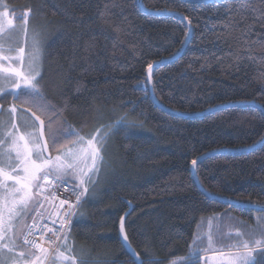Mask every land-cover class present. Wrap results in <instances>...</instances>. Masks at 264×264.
I'll use <instances>...</instances> for the list:
<instances>
[{
	"label": "trees",
	"instance_id": "1",
	"mask_svg": "<svg viewBox=\"0 0 264 264\" xmlns=\"http://www.w3.org/2000/svg\"><path fill=\"white\" fill-rule=\"evenodd\" d=\"M2 1L17 24L27 14L44 30L40 88L66 125L86 137L124 115L143 125L130 138L114 130L108 139L94 194L85 198L68 234L76 258L134 264L121 240L124 218L138 261L201 264L206 254L193 256L190 250L202 218L232 213L254 224L255 215H264L262 208L223 201L264 206V145L243 152L264 139V113L256 107L264 111V43L257 41L262 29L256 13L244 10L254 25L249 39L235 27L225 29L221 21L228 19L229 5L223 0H141L145 11L158 15L143 11L139 0ZM249 2L264 10L262 0ZM184 20L192 30L188 46L177 60L152 72L154 96L169 113L154 104L147 71L181 51L188 34ZM229 31L228 40L218 38ZM25 99L7 94L0 104L4 113L12 105L35 112L45 121L52 156L63 151L52 148L47 114ZM239 103L256 106L191 117ZM53 128L62 131L60 124ZM61 143L73 146L72 140ZM210 153L217 154L196 168L201 190L192 161ZM261 251L253 252L257 262Z\"/></svg>",
	"mask_w": 264,
	"mask_h": 264
},
{
	"label": "snow or ice",
	"instance_id": "2",
	"mask_svg": "<svg viewBox=\"0 0 264 264\" xmlns=\"http://www.w3.org/2000/svg\"><path fill=\"white\" fill-rule=\"evenodd\" d=\"M223 2L229 5L226 9L229 13L228 19L221 21L225 29L230 30L235 27L240 31L241 38L250 39L254 25L249 23V17L244 15V10L250 9L257 14L262 29V32L257 35V41L264 43V10L252 7L249 0H223ZM233 3L236 4L235 8L231 7ZM4 15L5 13H0V19ZM20 19L22 21L20 31L23 36H26L27 14ZM8 23L10 25L11 21ZM241 24L243 28H240ZM3 31V25L0 23V32ZM38 37V33L32 36L26 72L11 67L12 59L21 65L24 63L23 40L16 48L7 49L9 53L15 52V57L5 55V49L3 45H0V61H9L10 65L8 68L0 65V71L8 73L5 79L12 81V90L0 86V92H7L17 100L23 96L26 98L23 102L32 103L47 114V132L52 148L57 151L63 148V151H59L56 156L48 153V141L44 138L45 121L40 116L31 112V117L34 118L32 122L30 124L27 121L24 122V126L30 130L21 131L20 126L15 122L17 108L15 105L9 107L7 112L12 117L11 123L6 127L0 123V127H3V135L0 136V264H37L38 261L47 259L49 250L41 247L35 239L37 230L41 233V237L46 235V232L53 233L47 238V243L54 246V264H77L68 234L72 229V220L77 217L78 209L82 207L85 198L94 194L99 174L106 164L102 153L107 141L114 130L115 132L124 130L130 138L136 134L133 129L141 128L143 125L124 115L111 124L102 125V130L97 129L94 133H89L87 137L81 135L80 131L73 126L66 125L60 112L54 105L48 103L41 92L42 77L35 63L41 50ZM230 37L229 31L227 36L218 38L228 40ZM244 46L250 48L251 44L245 41ZM239 58V48H237L236 59ZM151 67L152 65L148 66L149 78ZM2 111L3 106L0 105V112ZM54 123L60 124L62 131L53 128ZM68 140L73 141V147H65L61 143ZM192 164L195 165L196 160H193ZM90 189H92L91 193ZM61 191L66 193L63 198L57 195ZM253 207L264 209L261 205H253ZM53 214L59 218L58 221L53 220V223L58 222L60 225L55 231L42 223L43 219H51ZM258 219L264 221V217ZM120 228L122 239L127 243L128 237L124 233L123 218L120 221ZM235 235L239 243L232 246L236 247L237 251L235 254H229V264H264V251L257 253L262 257L259 262L253 256L256 248L264 249V240H254L250 248L249 242L242 239L244 233L237 231ZM207 242L209 246L213 243L211 235L207 237ZM18 247L22 250L9 259L7 254L14 253ZM61 247L65 251H60ZM33 250H38L40 255L38 256ZM198 251V248L194 249L193 256H196ZM132 255L138 257L139 254L133 251ZM134 264H144V262L134 261Z\"/></svg>",
	"mask_w": 264,
	"mask_h": 264
},
{
	"label": "rangeland",
	"instance_id": "3",
	"mask_svg": "<svg viewBox=\"0 0 264 264\" xmlns=\"http://www.w3.org/2000/svg\"><path fill=\"white\" fill-rule=\"evenodd\" d=\"M0 13H5L2 19H0V23L3 25V32H0V45H3L5 49V55H11L15 57L16 53H9L7 49L9 47L16 48L21 41L23 40V46L25 48V57L23 65L17 63L15 59L11 61V67L16 68L19 71L27 70L28 65V57L30 55V50L32 47V36L34 33L39 34V40L41 42V50L39 55L36 57V67L38 70H41V59L42 52L45 45V33L43 29H40V24H37L34 20H29L28 18V32L26 36H23L21 33V25L15 22V19L12 18L8 8L5 6L2 0H0ZM9 21L11 24L9 25ZM0 65H3L4 68H8L9 61H0ZM8 73L0 71V86L12 90V81L5 79L8 76ZM7 92H0V98L4 95H7ZM9 109V108H8ZM0 117V123H2L5 127L11 123L12 117L8 115L7 110ZM27 121L29 124L32 120L26 114L22 112H18L16 114L15 122L20 126L21 131H28L29 128L24 126V122ZM3 135V127H0V136ZM73 147V146H71ZM51 154V152H50ZM59 154V153H58ZM56 154V155H58ZM52 155V154H51ZM54 155V156H56ZM11 183V182H9ZM264 217V215H255V219ZM31 221H29L30 223ZM262 230H264V221L256 220L254 224L246 223L238 219L232 213L226 214H218L213 216H208L202 218L199 222L197 231L195 233V237L193 240V244L190 250V253L193 255V250L198 248L199 251L197 254H206L202 256L201 264H229L230 261V253L235 254L237 251L236 247H232L233 245H237L239 243V239L236 237L235 233L237 231L244 233L242 239L249 242V247L252 248V242L254 240H264V234H262ZM211 235L213 243L209 246L207 242V237ZM203 238V239H201ZM194 241L196 243H194ZM69 243L71 244V240L69 238ZM72 245V244H71ZM259 248H256L257 250ZM21 248H16L14 253L7 254L9 259H11L15 253L21 251ZM60 251H65L63 247L59 249ZM254 252V251H253ZM39 256V255H38ZM54 257V256H53ZM50 259L48 264H54V260ZM77 264H88V261L83 258H76ZM47 259L38 261L37 264H45Z\"/></svg>",
	"mask_w": 264,
	"mask_h": 264
},
{
	"label": "water",
	"instance_id": "4",
	"mask_svg": "<svg viewBox=\"0 0 264 264\" xmlns=\"http://www.w3.org/2000/svg\"><path fill=\"white\" fill-rule=\"evenodd\" d=\"M190 1H191V2H200V3H206V4H208V3L214 2V1H216V0H190ZM139 6H140V8H141L143 11H145V10L143 9L142 5H141V0H139ZM145 12H147V11H145ZM147 13L158 15V13H152V12H147ZM179 17H180V16H179ZM180 18H182V20H183V17H180ZM184 22H185V24L187 25L188 34H187V39H186V41H185V43H184V45H183L181 51H180L176 56H174L173 58H170V59H167V60H164V61H161V62H158V63L154 64V65L151 67V70H150V73H151L150 78H149V69H148V71H147V80H148V84H149V91H150V95H151V98H152L154 104H155L160 110H163V111H166V112H169V113H173V112H171V111L167 110L166 108H164L163 106H161V105L158 103V101L156 100L155 96H154V93H153V84H152V72H153V70H154L155 68H157V67H161V66H163V65H167V64H169V63H171V62L177 60V59L181 56V54L183 53V51L186 49V47L188 46V43H189L190 38H191L192 30L189 31V29H191V27L189 26V24L187 23L186 20H184ZM0 105H2V104H0ZM2 106H3V105H2ZM236 106H256V105H254V104H252V103L231 104V105H228V106L216 107V108L211 109V110H208V111H206V112L198 113V114L192 115L191 117L199 118V117H203V116H205V115H207V114L214 113V112H216V111H218V110H221V109H226V108L236 107ZM256 107L264 113V111H263V109H262L261 107H259V106H256ZM17 110L20 111V112H22V113H24V114H26L27 116H29V118H30L31 120L34 119V118L31 117V111H28L27 109L20 108V107H17ZM3 112H4V106H3V111L0 112V117L3 115ZM44 138H45V140H46V137H44ZM262 145H264V139H263L259 144H257V145H255V146H252V147H250V148H247V149L243 150V152H248V151L255 150V149L259 148V147L262 146ZM48 153L50 154L49 145H48ZM218 153H220V152H218ZM215 154H217V153L206 154V155L202 156L199 160H197L195 165H192V166H191V172H192V175H193V177H194V179H195V181H196L198 187H199L201 190H202V188H201V186H200V184H199V181H198V179H197V175H196V168H197L198 164H199L201 161H203V160H205L206 158H208V157H210V156H213V155H215ZM204 194H205L208 198H210V199H218L217 197H214V196H212V195H210V194H208V193H206V192H204ZM220 200H221V199H220ZM222 200H223V199H222ZM223 201L229 203L230 205L237 206V207H241V208H243V209H247V210H258V209H259V208H257V207H253V206H250V205H245V204H241V203H237V202H231V201H227V200H223ZM123 223H124V218H123ZM124 233H125V230H124ZM120 234H121V240H122V242H123V244H124L126 250L131 254V256H133V255H132L133 250H132V248H129V243H128V241H127V243H125V242L123 241V239H122L121 228H120ZM133 257H134V256H133ZM134 258H135L137 261L139 260L138 257H134Z\"/></svg>",
	"mask_w": 264,
	"mask_h": 264
},
{
	"label": "built area",
	"instance_id": "5",
	"mask_svg": "<svg viewBox=\"0 0 264 264\" xmlns=\"http://www.w3.org/2000/svg\"><path fill=\"white\" fill-rule=\"evenodd\" d=\"M57 195L60 197V198H63L64 195H66V193H63V191L61 192H58ZM46 208L48 207L47 205L45 206ZM66 207V206H65ZM49 211H51V209H49ZM58 217L55 216V214H53L52 218L51 219H43L42 223L43 224H47V226L49 228H52L54 231L57 230L60 225L59 223H53V220H57L58 221ZM74 219V218H73ZM73 221V220H72ZM53 233L52 232H46V235H44L43 237H41V233L37 230L36 233H35V239L37 240L38 243L41 244V247L43 248H47L49 250V253H48V258H47V264L50 262V259H52V257L54 256L55 252H54V246H50L48 243H47V238L52 236ZM31 239V238H30ZM33 251H38V250H33Z\"/></svg>",
	"mask_w": 264,
	"mask_h": 264
},
{
	"label": "crops",
	"instance_id": "6",
	"mask_svg": "<svg viewBox=\"0 0 264 264\" xmlns=\"http://www.w3.org/2000/svg\"><path fill=\"white\" fill-rule=\"evenodd\" d=\"M36 254H37V255H40V253H39V252H36ZM45 264H46V262H45Z\"/></svg>",
	"mask_w": 264,
	"mask_h": 264
}]
</instances>
